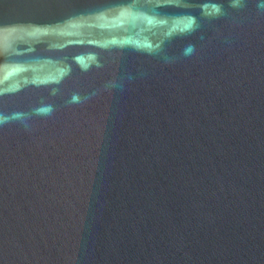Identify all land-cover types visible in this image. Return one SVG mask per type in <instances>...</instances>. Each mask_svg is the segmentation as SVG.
I'll list each match as a JSON object with an SVG mask.
<instances>
[{
    "label": "water",
    "instance_id": "obj_1",
    "mask_svg": "<svg viewBox=\"0 0 264 264\" xmlns=\"http://www.w3.org/2000/svg\"><path fill=\"white\" fill-rule=\"evenodd\" d=\"M0 264H264V0H0Z\"/></svg>",
    "mask_w": 264,
    "mask_h": 264
}]
</instances>
